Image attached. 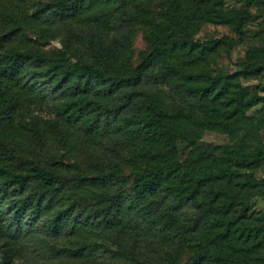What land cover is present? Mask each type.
I'll list each match as a JSON object with an SVG mask.
<instances>
[{
  "label": "trees",
  "instance_id": "trees-1",
  "mask_svg": "<svg viewBox=\"0 0 264 264\" xmlns=\"http://www.w3.org/2000/svg\"><path fill=\"white\" fill-rule=\"evenodd\" d=\"M146 1L0 0V264H15L38 235L52 241L43 244L49 254L80 264H99L88 250L102 236L147 250L157 245L150 232L166 238L191 206L210 230L190 264H264V213L248 214L250 200L264 198L255 176L264 142L247 116L260 98L240 86L264 76V36L232 73L214 76L204 61L220 45L229 56L235 43L199 44L184 1L164 0L146 38L150 54L124 67ZM199 2L202 22L242 24L223 14V0ZM63 32L97 57L41 52ZM152 82L168 95L147 92ZM49 103L53 116H39ZM204 132L230 143L205 145ZM178 142L190 148L183 161ZM41 222L48 234L35 231Z\"/></svg>",
  "mask_w": 264,
  "mask_h": 264
},
{
  "label": "rangeland",
  "instance_id": "rangeland-1",
  "mask_svg": "<svg viewBox=\"0 0 264 264\" xmlns=\"http://www.w3.org/2000/svg\"><path fill=\"white\" fill-rule=\"evenodd\" d=\"M34 1L39 2L40 0ZM182 1H184L185 10L188 14H193V20L196 22L193 31L195 41L202 44L211 39L227 36L235 43L229 56L226 52V46L220 45L204 61V67L214 76L232 73L234 71L232 64L243 62L248 50L258 45L259 38L264 36V0H259L252 7L238 4L235 0H223V14L238 16L242 22L239 26L235 22L231 24L202 22L200 16L205 13V9L201 7V2L199 0ZM163 3L164 0H147L143 5L137 6V9L139 8L142 13L144 11L149 16L146 22L136 23L134 27L132 50L122 60L124 67L134 68L142 62L145 55L150 54L146 38L149 30L160 22V16L163 12L162 10H164ZM40 50L48 57H54L57 53H64L65 57L71 62L76 60L91 62L97 57L96 51L79 44L74 35L66 32L61 33L56 40L41 47ZM240 86L255 93L260 98V102L248 111L247 116L252 118L261 129L264 142V76L256 79L240 80ZM145 89L158 97L167 96L169 93L164 86L160 84L156 86L153 82ZM53 112V105L49 103L46 113L39 116L50 118L53 116ZM201 142L205 145H221L229 144L230 140L222 134L204 132ZM177 151L179 160L183 161L188 155L190 148L185 143L178 142ZM128 171L129 169L125 168L123 174L128 176ZM255 176L258 179H264V167L258 169ZM122 192L127 197L131 196L126 185L123 186ZM249 204V215L264 213L263 197H254ZM2 211V217L8 222L10 220L8 211L6 209ZM197 217L198 213L194 206L183 208L181 212H177V217L174 219L175 225L172 231L167 233L166 238L161 233H157V230L150 232V237L156 240L157 245L153 244L147 250L143 248L141 250L139 247H119L115 238L109 235L107 237L102 236V243L88 250V254L99 264H190L192 257L199 248L205 247L206 242L204 243L203 234L210 230V225H205L201 221L196 223ZM26 220L29 222L28 218L25 219V222H27ZM34 229L40 234H48L50 232L49 227L44 222L36 224ZM37 238L39 241L25 245L19 260H16L15 264H80L67 258L52 256L43 245L44 243H52V241L47 236L38 235Z\"/></svg>",
  "mask_w": 264,
  "mask_h": 264
}]
</instances>
